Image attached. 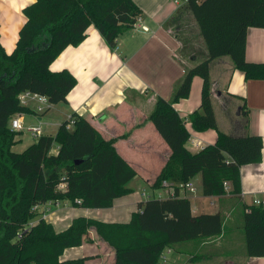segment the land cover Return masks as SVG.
Here are the masks:
<instances>
[{"label":"trees","instance_id":"1","mask_svg":"<svg viewBox=\"0 0 264 264\" xmlns=\"http://www.w3.org/2000/svg\"><path fill=\"white\" fill-rule=\"evenodd\" d=\"M187 4L208 55L185 70L170 99L156 98L149 115L170 148L150 189H160L167 181L176 195L141 200L125 222L76 216L62 230L34 206L64 200L76 207H111L115 198L134 190L130 182L137 172L117 152L113 140L103 138L80 114L71 123L69 118L63 120L54 135L40 133L21 151L13 150L21 130L12 129L10 119L29 111L18 94L39 93L52 104L65 101L76 78L66 68L51 70V62L68 45H78L89 25L115 49L118 36L133 24L139 8L134 0H33L23 7L25 21L12 51L0 42V264H93L89 263L93 255H62L94 237L112 248L114 264H156L163 250L175 243L221 233V214H193L189 197L179 196L177 185L199 174L203 196H237L240 166L261 159V135H233L217 128L209 63L229 56L246 79H264V62L245 57L248 28H264V0H187ZM195 75L202 80L200 101L188 120L192 129L211 128L217 135L213 143L192 152L186 147L190 132L174 104L189 95ZM240 108L246 125L245 100ZM243 232L247 255L264 256V204L243 205Z\"/></svg>","mask_w":264,"mask_h":264},{"label":"crops","instance_id":"2","mask_svg":"<svg viewBox=\"0 0 264 264\" xmlns=\"http://www.w3.org/2000/svg\"><path fill=\"white\" fill-rule=\"evenodd\" d=\"M32 1L0 0V42L7 52L14 48L25 21L23 7ZM134 2L139 8V24H132L118 36L115 49L109 48L99 31L89 25L78 45H68L51 62V70L68 69L76 83L65 101L49 105L44 122L58 127L75 114L85 116L103 138L113 140L117 152L136 170L130 186L134 189L141 181L142 190H146L144 186H150L170 155L169 146L149 119L156 98L170 99L185 70L206 58L208 51L186 0ZM245 57L249 61L264 62V28H248ZM209 75L217 128L233 135L259 134L264 143V79H246L229 56L212 59ZM201 84V78L193 76L189 95L174 104L190 134L199 141L197 147L186 143L192 152L213 143L217 135L211 128L192 129L188 120V114L199 104ZM243 100L248 107L246 125L240 108ZM26 105L31 114H43L36 112V100L27 99ZM250 109L258 113L256 119H249ZM38 116V122H43ZM239 169V195L203 196L196 192L187 196L193 214H221L224 220L221 233L175 243L163 250L165 259L160 257L156 264H264V256L247 255L243 232V205H256L254 198L264 204V147L260 161L242 164ZM198 178L200 175L196 174L192 181ZM134 190L115 198L107 208L76 207L62 200L48 205L44 218L56 230L64 229L56 228V221L67 218L71 212L72 217L125 222L138 209L139 202L145 200L130 196ZM190 195H193L192 201ZM62 209L65 210L62 212ZM82 255L94 256L89 263L114 264V251L96 237L65 249L62 257Z\"/></svg>","mask_w":264,"mask_h":264},{"label":"built area","instance_id":"3","mask_svg":"<svg viewBox=\"0 0 264 264\" xmlns=\"http://www.w3.org/2000/svg\"><path fill=\"white\" fill-rule=\"evenodd\" d=\"M176 2H178V0H175ZM187 1V0H186ZM179 3V2H178ZM140 21V17L136 16L135 21L133 22V25L135 26L136 24H139ZM142 29H147L146 26L141 25ZM27 99H34L36 100V105H35V110L38 113H41L47 106H49L51 103L48 102L47 98L45 95L39 94V93H34V92H29V91H22L18 94V100L20 103L22 104H26ZM70 123L72 122V117H70ZM70 123L68 124V126L70 125ZM20 125H21V117L20 114H16L14 116H12V118L10 119V127L12 129H20ZM41 123L39 122L38 125H31L28 129L31 133V135L33 137H37L40 133H41ZM187 142L191 143L192 145H194L195 147L199 146V141L192 136L191 134L188 137ZM177 187L179 188V196H188L189 194H195L196 191V186L194 184V182L192 181V179H189L185 182H181L177 185ZM59 188L61 190H64L65 186L64 184H60ZM146 190H142V192H140V196L142 198H151V197H157V198H162V197H168V196H175V187L172 183L167 182V181H163L162 182V188L160 189H156V195L154 196H150L147 195V193L145 192ZM161 191L165 192V195H163V193ZM76 202H80L79 199L76 200ZM58 203V202H56ZM253 204H262V202L258 199V198H254L253 199ZM48 206L44 205H35L34 209H39V211L41 212L40 216L41 217H45V212L46 210H48L49 208H47ZM162 259H165V255L162 254L160 256Z\"/></svg>","mask_w":264,"mask_h":264},{"label":"rangeland","instance_id":"4","mask_svg":"<svg viewBox=\"0 0 264 264\" xmlns=\"http://www.w3.org/2000/svg\"><path fill=\"white\" fill-rule=\"evenodd\" d=\"M43 112V111H42ZM16 114H20L22 115V126L19 130H21V133L19 135V138L20 140L17 141L13 146H12V149L15 150V151H21L22 149H24L26 146H28L30 143H32V141H34L35 137H33L29 131V127L32 125H38L39 122H38V114H31L30 111L28 112H20V113H16ZM15 114V115H16ZM257 115L258 113L255 111V110H251L250 109V112H249V119L251 120V118H254L256 119L257 118ZM46 112H44L42 115L40 114L38 117H41L43 118V122H41V131H45L47 133H50L51 135H54L56 133V129H57V126L56 127H53V126H49L48 124H45L44 122V117H46ZM55 116L52 115V117ZM192 133V132H191ZM194 184L196 186V191L198 194L201 193V181H200V178L196 179L194 181ZM130 185H131V182H130ZM136 187V188H135ZM134 187V194L130 195V196H140V192H142V182L140 181L139 183H137V185H135ZM144 188L146 189V193L147 195H150V196H154L156 195V192L155 190H152L150 189V186L146 185L144 186ZM133 192V191H132ZM163 193V195H165V192L164 191H161ZM192 196L193 195H190V198H191V201H192ZM205 200L208 202L209 201V198H205ZM194 201V200H193ZM69 204L71 205V202L68 201ZM72 206V205H71ZM207 209H211V206ZM65 209H62V212L64 211ZM62 214V213H61ZM72 212L71 214L69 215H66L67 218L63 219V220H57L56 223H55V226L56 228L58 229H62V228H65L72 220Z\"/></svg>","mask_w":264,"mask_h":264},{"label":"water","instance_id":"5","mask_svg":"<svg viewBox=\"0 0 264 264\" xmlns=\"http://www.w3.org/2000/svg\"><path fill=\"white\" fill-rule=\"evenodd\" d=\"M78 162H79V160H76V161H75V163H78Z\"/></svg>","mask_w":264,"mask_h":264}]
</instances>
